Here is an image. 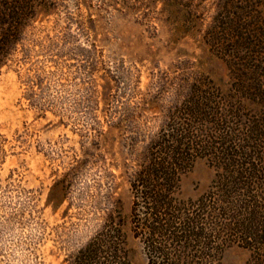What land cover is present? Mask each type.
I'll return each mask as SVG.
<instances>
[{"label":"rangeland","instance_id":"obj_1","mask_svg":"<svg viewBox=\"0 0 264 264\" xmlns=\"http://www.w3.org/2000/svg\"><path fill=\"white\" fill-rule=\"evenodd\" d=\"M36 1L0 50V264H72L117 210L132 264H150L130 177L189 85L231 86L205 42L222 0ZM214 175L199 158L182 194H203ZM249 256L234 243L223 263Z\"/></svg>","mask_w":264,"mask_h":264},{"label":"trees","instance_id":"obj_2","mask_svg":"<svg viewBox=\"0 0 264 264\" xmlns=\"http://www.w3.org/2000/svg\"><path fill=\"white\" fill-rule=\"evenodd\" d=\"M37 2L0 0V50ZM205 42L223 54L231 86L196 80L148 141L130 177L132 231L150 264H224L234 243L249 249L246 264H264V0H222ZM199 158L215 175L186 197L182 177ZM122 225L117 210L72 264H132Z\"/></svg>","mask_w":264,"mask_h":264}]
</instances>
